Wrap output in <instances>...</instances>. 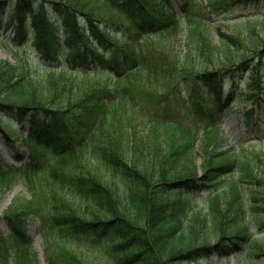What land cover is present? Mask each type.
<instances>
[{
	"label": "trees",
	"instance_id": "1",
	"mask_svg": "<svg viewBox=\"0 0 264 264\" xmlns=\"http://www.w3.org/2000/svg\"><path fill=\"white\" fill-rule=\"evenodd\" d=\"M172 1L11 0L6 30L13 34L12 45L21 49L31 42L46 67L28 77L0 61V134L12 148L20 141L27 151L25 157L19 151L13 155L23 162L20 169L0 165V198L21 181L39 179L47 200L40 237L49 239L59 230L91 237L111 248L116 264H198L235 256L240 264H264V244L255 237L264 233V147L249 159L245 151L226 149L225 140L199 147L197 133L156 118L146 127L159 132V148L147 141L136 145L133 137L126 108L135 106L137 97L159 106L181 96L182 84L192 113L208 115L201 136L220 130L223 110L244 75L251 107L246 116L251 121L255 109L264 110V39L257 38L256 28L248 25L249 35L242 38L225 35L219 25L217 46L204 43L201 50L197 28L205 19L198 4L180 0L186 14L179 20ZM204 2V10L217 17L233 10L250 13L264 4ZM6 6L0 0V15ZM175 33H184V60L145 55V42ZM200 53L214 60L211 72L179 65ZM173 129L178 140L168 137ZM45 158L49 163L41 162ZM95 162L120 177L125 190L108 185L93 171ZM196 193L209 194L206 212L186 214L187 197ZM33 219L28 208L3 216L8 233L0 231V264L10 258L13 264H38L27 236ZM75 262L69 256L53 264Z\"/></svg>",
	"mask_w": 264,
	"mask_h": 264
},
{
	"label": "rangeland",
	"instance_id": "2",
	"mask_svg": "<svg viewBox=\"0 0 264 264\" xmlns=\"http://www.w3.org/2000/svg\"><path fill=\"white\" fill-rule=\"evenodd\" d=\"M6 7L3 14L0 15V61L9 62L17 71H22L26 76H34L42 74L46 65L36 55L35 51L31 47V42H28L24 48H17L12 45L13 34L6 30L7 16L10 11L11 0H5ZM198 4V11L200 15L204 17V27L197 28V32L204 42L196 43L197 47L201 50L204 48V43H207L210 47L217 46L218 35L215 32V28L219 25L222 29L221 32L227 34H240L242 38H246L249 34L247 29L249 26H254L257 31V38L264 39V4L251 10L250 13H244L240 10H233L227 15L217 17L209 14L204 10V0H195ZM201 3V4H200ZM172 4L175 8V14L177 19L183 20L186 11L183 9L180 0H173ZM187 10V9H186ZM250 19L247 24L245 19ZM249 25V26H248ZM185 30V26L183 27ZM184 33L171 35L166 39L153 38L149 42H145L143 45L144 53L149 58L159 60V55H168L175 61H182L185 59V55L188 51L186 43L184 42ZM205 53V52H204ZM197 58L192 54L189 57V61L179 63V65H185L187 70L193 71V73H201L204 70H211L214 64L210 66L207 59L208 55H202ZM161 56V57H162ZM209 62V63H208ZM152 65L159 67V63L153 62ZM264 65V61H263ZM169 71V68H167ZM246 75L240 78V84L236 87V94L232 102H230L226 109L223 110L222 117L220 119V130L217 133L209 134L208 136H201V130L204 127L208 115L203 113V117L194 115L190 106L187 104V96L185 94V88L181 85V96L175 94L171 96L166 102L160 103L159 106H155L149 102L145 103L140 97L136 98L135 106H128L127 115L132 120L131 128L133 130V137L135 138L136 145L142 144L147 141L148 146L151 149L159 148L161 139L159 138V132L153 131L152 128H148L147 121L150 118L161 119L163 122H174L181 126L182 129L188 131L191 134L197 133L198 142L197 146H201L205 141H210L215 145L220 143L221 140L227 141L226 149L239 153L245 151V156L249 158L254 154L262 152L264 147V110H255L252 114V120L246 116V112L250 109L249 102L246 100ZM230 80L226 83L225 94H228L231 90ZM111 84V83H110ZM165 86L164 88H166ZM262 93H264V76L262 78L261 85ZM206 99L202 97V103L206 105ZM122 113H120L121 115ZM153 116V117H152ZM250 121V122H249ZM26 129V128H25ZM131 130V129H129ZM168 137L177 139L179 137L178 130H170ZM24 140V139H23ZM19 151L24 157L26 156V148L18 141L14 144L13 148L0 134V165L2 169L14 167L20 169L23 162H16L14 154ZM201 154V151H198ZM50 158L42 159V163H49ZM92 164V163H91ZM196 164H200V158L196 160ZM96 171L106 179L108 185L113 186L112 183L119 188V191L125 190L126 184L120 180V177L112 175L105 168L100 167L97 162L92 164ZM225 183L218 185L216 190H221ZM209 194L196 193L187 197L186 204L184 205V212L190 214L198 208H202L203 213L206 212V199ZM64 200L73 208L75 205L65 195ZM29 209L30 213L34 215L35 219L30 220L27 228V236L32 245V252L36 256L38 264H53L58 262L62 258L73 256L75 263L77 264H116L114 254L111 248L98 242L91 237L80 236L76 237L71 235L65 230L56 231V233L49 239H42L40 237L41 229L43 228V218L47 213V200L46 190L44 184L39 179L31 180L29 183L21 181L14 185V187L0 198V231L3 234H7L8 230L4 225L3 216L23 210ZM75 209V208H74ZM257 240L260 244H264V233L258 234ZM11 253H14L11 250ZM65 253V255H64ZM60 258V259H59ZM12 263V258L7 261ZM198 264H240L235 256L231 260L217 259L211 257L207 260L200 261Z\"/></svg>",
	"mask_w": 264,
	"mask_h": 264
}]
</instances>
